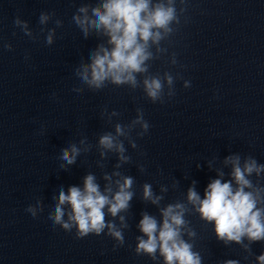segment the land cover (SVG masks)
<instances>
[{
	"label": "clouds",
	"instance_id": "clouds-1",
	"mask_svg": "<svg viewBox=\"0 0 264 264\" xmlns=\"http://www.w3.org/2000/svg\"><path fill=\"white\" fill-rule=\"evenodd\" d=\"M180 2L183 4L185 0ZM49 18L47 14L41 13L40 23H46ZM72 19L85 38L92 32L106 38L105 43L99 44L90 53V63L81 64L77 70V75L83 83L94 90L102 89L106 82L116 86L129 85L135 89L139 86L137 76L140 74L144 75L142 83L146 96L153 103H163L165 81L171 86L173 76L166 72L162 80L159 76L147 75L150 68L147 62L158 59L151 50L153 46H156L157 53L166 51L160 46L161 41L174 32L173 23H179L176 0H100L96 6L79 7ZM60 24L61 22L57 21V25ZM14 25L23 27L26 34L31 35L27 32V22L21 21L19 17L14 20ZM53 34L54 30L47 36L46 42L49 45L53 42ZM5 47L10 48V45ZM172 63H177L175 54ZM188 86L189 83L186 82L185 87ZM136 123L141 124L144 132L150 127L143 119V111L140 109L137 119L133 121V124ZM115 131L116 136L111 133L101 136L99 145L105 150L119 153L120 161L127 162L130 158L123 154V143L117 140L118 136L125 134L124 129L117 124ZM135 146L133 144V147ZM80 152L81 149L73 144L70 149L62 150L60 159L65 164L72 165ZM104 154L101 152V156ZM225 163L232 165L231 180H212L207 185L203 198L194 188H189L187 200L196 207L202 219L214 222L217 239L225 243L241 244L244 238H247L249 243L245 248L250 250L252 243L264 241V187L254 185L248 177L253 173L259 177L264 172V164H258L255 159L249 157L241 166L238 155L227 157ZM64 166L61 165L62 168ZM114 175L120 174L117 172ZM220 175L223 176V173ZM104 179L111 182L108 175H105ZM133 182L132 177L125 176L122 177V182L119 179L115 181V191L111 183L101 190L96 177L88 174L84 177L83 188L70 186L67 191L61 188L58 198H54L58 199L54 213L48 218L53 222V226L59 225L66 231L75 228L79 238L89 234L99 236L107 228L108 235L122 245V227H127L125 217L119 216L122 227L118 228L114 222L106 221V215L115 218L121 212L128 211L134 196L130 190ZM143 199L158 204L161 198L154 197L151 185L145 184ZM65 205L70 206L67 220ZM27 211L35 217L33 208L29 207ZM184 214L185 206L181 203L170 204L161 209L160 222L154 216L142 213L137 227L143 236L137 237L136 253L147 254L154 259L159 251L164 264H201L199 253L194 252L193 245L182 238V229L186 226ZM188 235L194 236L195 233L189 231ZM256 261L257 264H264V253L257 256ZM225 264L239 262L228 260Z\"/></svg>",
	"mask_w": 264,
	"mask_h": 264
}]
</instances>
